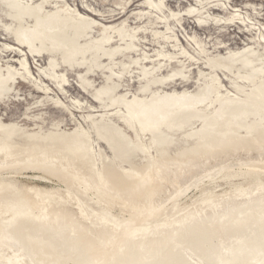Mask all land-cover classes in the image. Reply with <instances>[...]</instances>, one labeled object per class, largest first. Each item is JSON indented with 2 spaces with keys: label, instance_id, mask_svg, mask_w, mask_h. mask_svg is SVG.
<instances>
[{
  "label": "rangeland",
  "instance_id": "rangeland-1",
  "mask_svg": "<svg viewBox=\"0 0 264 264\" xmlns=\"http://www.w3.org/2000/svg\"><path fill=\"white\" fill-rule=\"evenodd\" d=\"M18 1L93 19L90 37L100 38L108 26L106 47L123 50L112 60L102 58L111 69L91 72L68 67L58 54V80L49 54L31 52L4 29L16 10L12 0H0V64L16 74L12 85L7 80L10 89L0 84V160L6 159L0 164L1 243L24 219L31 253L16 254L37 264H90L91 258V264H264V251L255 248L257 239L264 240V129L248 124L264 119V110L254 107L226 124L217 119L213 100L205 101L186 122L159 121L155 129L170 136L161 142L117 102L197 93L213 79L224 94L250 96L255 83L239 74L254 70L238 63L229 71L214 59L251 48L256 66H264V0ZM108 85L118 86L113 98L98 97ZM182 110L176 106L177 114ZM129 118L131 127L125 125ZM14 123L20 127L13 131ZM206 123H220L227 134L217 141L202 136ZM104 126L121 131L122 143L135 135L129 158L118 152L112 130L101 131ZM153 174L163 176L156 179L161 190L153 188ZM142 183L146 190L138 191ZM74 199L93 216L81 213ZM210 200H219L218 206L205 205ZM234 214L243 229L258 224L255 239L227 237L234 234ZM155 225L161 226L151 232Z\"/></svg>",
  "mask_w": 264,
  "mask_h": 264
},
{
  "label": "bare ground",
  "instance_id": "bare-ground-1",
  "mask_svg": "<svg viewBox=\"0 0 264 264\" xmlns=\"http://www.w3.org/2000/svg\"><path fill=\"white\" fill-rule=\"evenodd\" d=\"M12 1L14 5H12L11 8L16 10V14H11L13 21L11 20L12 21L11 23H5L4 29L9 34H14V36H16L20 41L24 40L29 45L28 47H30L31 52L38 54H42V53L49 54L50 59H48L49 60L48 66L52 71L51 74L58 80L60 77H58L57 74L55 73L58 64L56 59H54L55 56L58 54L61 55V59L63 63L66 64L68 67L73 68L74 66L77 67L85 66L87 67V71L91 72L95 69H100L102 67H107L111 69L109 65L105 66L101 62L102 58L108 57L112 60L113 56H115L119 52L121 53V51L123 50V48L120 46L119 48L106 47L108 43H110L112 38V36L109 33L108 26L107 27L103 26L102 35L100 38L93 39L90 37L89 32L92 30L93 26L96 25V21H94L93 19L84 16H79V17H73L68 15L65 16L66 8L57 5L54 6V10H47L44 8L43 3L33 6L31 4L20 2L18 0H12ZM117 31L120 35H126V30H123V28L117 29ZM130 48L131 46L128 45L125 47V50ZM255 55L256 52L253 51V49L249 48L243 52L234 54L233 56H229V58L219 56L217 57V59L215 58L216 60L214 59V62L217 63L218 66H223L227 68L229 71H233L234 68L237 67L238 63H240L245 68H252L254 70V72L249 71L246 74H239V77L244 78L246 80H251L250 82L255 83L254 92L250 94V96H247L245 99H239V97L236 95H229L222 93L220 91V87H222L223 85L221 86L220 83L216 84L215 80L213 79L211 82H206L202 86H200L199 91H197V93L182 94L179 96L166 93L164 94V96L163 95L162 96L158 95L159 97L152 96L150 99L144 98L139 101H135L131 104L124 103V101L120 102V100H118L117 102L121 103L124 106L128 105L130 110L136 116V119L142 120L143 123H141V126L143 128H145V126L146 128L147 127L150 128L152 133L157 134L156 138L161 142H169L170 136H168L166 133H163L159 129H155V125L159 121L166 119L168 120L169 123L172 124L186 122L187 120H190L193 114H197V112L195 111V106H197V104H201V103L203 104V102L205 101L209 103L210 100H213V103L212 102L210 103L213 104V106H217L215 110L218 120L223 119L226 122V124L227 123L229 124L231 122H237L242 117V115L245 113L246 110H253L254 107H258L264 110V66L261 67L256 66L255 64L256 61L254 59ZM21 61H22L21 64L24 66V69H26L27 66L26 59H23ZM14 76L16 77L14 71H12L6 65L3 67L0 64V84L3 85L2 88L10 89L11 86L7 85L8 83L7 80H11V83L9 84L12 85L13 82L16 80ZM10 77H14V78H10ZM80 79L86 85H90L89 80L85 76H80ZM60 80L61 82H64L65 81L64 76L61 77ZM117 89L118 86H114V85L113 86L108 85L107 87L103 86L98 91L99 93L98 97L106 96L107 98L112 99L113 98L112 96L116 93ZM148 90H150L149 87L144 89V92H147ZM158 98L160 99V102L157 100ZM177 105L183 106L182 113L177 114L178 113L176 111ZM125 123H126L125 125H129L131 127L133 123V119L129 118L128 121ZM55 124L58 126L59 123H55ZM245 124H246L245 122L240 121L239 127L242 126L244 128ZM248 124L254 126L258 130L264 129V119H261L257 123L252 122ZM11 126H12L11 128H13V131L17 127H20L17 123L12 124ZM38 127L40 128L41 126ZM219 127H220V123H215V124L206 123L204 129L201 130L202 136L204 137L209 136L210 138H216L217 141L219 138L222 137V135L227 134L222 130V128ZM111 130L113 132L115 131L113 130V128H111V126L110 127L104 126L101 128L102 132H110ZM74 131L75 130L69 132L70 136L75 134ZM116 131L117 134L114 132L113 136L111 135L113 137L112 139L119 146L117 147L118 152H120V154L125 159H127L130 156L129 148L131 144H136L135 142L136 137L134 134H133L134 137H132L131 135L128 136L125 135L126 138L129 139L130 141L128 140L126 141V143H122L120 142V137L123 136V133L121 134V131L119 130ZM35 132H37V130ZM78 138H82V137H78ZM228 142L230 141L228 140ZM5 161L6 159L0 160V164L5 163ZM153 175L155 176L154 183L153 180L149 181V179L146 178L148 180L149 185L153 186V184H155L153 188L154 189L158 188L159 190H161V188L163 187L160 186L159 183H157L156 179H161L163 178V176L159 174H153ZM147 177H149V175H147ZM144 183L148 184L147 182ZM142 185L143 183L141 184V186H138L140 187L138 191L146 190V188H143ZM74 201H75L74 202L75 205H77L78 210L81 213L85 214L86 216H93L91 212L87 211L85 208H83L80 205L81 202L79 200L74 199ZM207 202L209 203H205V205L210 204L211 208L217 207L219 204V200H212V201L210 200ZM200 210L204 212L203 208ZM196 213H189V215H194ZM236 213L240 214L241 212L237 210ZM240 215L234 214L230 217V223L232 222L233 224V226L230 225V227H233L232 231L234 232V234H230L227 237L232 238L233 236H235L233 237V239L238 240L241 237H245L246 235H252L250 238L255 239L254 235L257 233V230L259 229L258 224L255 223L253 224V226H251V224H247L245 225V229H243L239 225L237 219ZM56 219H58V215L55 214L54 220L56 221ZM99 220L106 222V219L103 217H100ZM22 221L26 222V220L24 219ZM23 222H20L18 226L11 228L9 230L11 235L9 236V240L6 242L7 246L3 245L1 243L2 241H0V264H10V262H8V259L11 260L15 259L14 260L15 264H19V262H21L22 264H37L33 260L29 261L26 258L24 260L23 257H25V254L23 255V257L22 255L20 256L16 254V252H20L19 249L23 251L26 250L27 254L31 253L30 252L31 250L27 242L28 236H30V234L26 232V228L24 226L25 223ZM36 224H37L36 226L37 228L40 227L46 229L44 225H41L39 223ZM50 226L49 227L47 226V228L49 229ZM160 226L161 225H155L154 227L150 228V231L153 232L154 228H159ZM127 234L129 236L130 235L133 236L136 235V231L133 230L132 232H129V230H127ZM257 240L260 241V244L259 247H255V248L256 249L259 248L260 250L264 251V240L262 241L260 239ZM223 248L226 249V247ZM179 250L181 251L182 249ZM92 261L93 258H91V261H89L88 259L87 262L91 264Z\"/></svg>",
  "mask_w": 264,
  "mask_h": 264
}]
</instances>
